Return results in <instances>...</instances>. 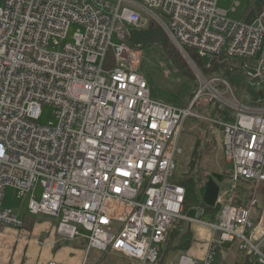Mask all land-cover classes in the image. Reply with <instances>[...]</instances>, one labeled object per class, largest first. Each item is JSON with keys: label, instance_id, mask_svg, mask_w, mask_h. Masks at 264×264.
<instances>
[{"label": "built area", "instance_id": "obj_1", "mask_svg": "<svg viewBox=\"0 0 264 264\" xmlns=\"http://www.w3.org/2000/svg\"><path fill=\"white\" fill-rule=\"evenodd\" d=\"M0 2V224L22 227L4 206L11 188L27 198L29 216L56 221L61 240L85 241L81 264H91V250L155 264L178 221L206 226L211 237L203 259L182 254L175 264H213L219 246L235 241L264 264V212L256 227L251 221L264 183V12L246 23L218 0ZM149 21L192 68L197 89L188 106L154 99L139 71L141 51L127 39ZM192 53L208 60L203 68ZM214 61L243 72L246 89L259 90L254 105L235 97L221 71L205 72ZM200 100L217 102L231 119L199 116ZM43 106L55 124L38 122ZM189 117L218 126L231 180L253 188L248 207L224 203L217 222L189 217L185 189L174 182Z\"/></svg>", "mask_w": 264, "mask_h": 264}, {"label": "rangeland", "instance_id": "obj_2", "mask_svg": "<svg viewBox=\"0 0 264 264\" xmlns=\"http://www.w3.org/2000/svg\"><path fill=\"white\" fill-rule=\"evenodd\" d=\"M245 1L246 0H218V7L227 11H232L231 7L235 5V2H238L240 6L237 8L235 7L236 12L229 13V17L235 21H244L248 12ZM1 5L2 4L0 2V6ZM151 24H153L155 28L157 27L162 32L166 39H168V43L171 45L173 51L178 55L182 63L189 70H191L192 68L188 64L187 60L179 53L166 33L156 23L153 21H149L148 23L146 22L145 26H143L140 30H146V26ZM74 29V26L69 29V37L66 42L71 41L70 36L72 35ZM135 31L136 30H131V34H134ZM131 34L130 36L132 37ZM141 47L143 48L140 49L141 59L139 71L147 81L152 93V97L156 100L178 107L188 106V103L190 102L189 95L192 91L191 83L186 78L173 74L169 70L165 57L161 54L159 49L155 48V45ZM207 62L208 60L204 59L203 63L206 64ZM220 75H223V73H220ZM226 78L231 84L235 97L238 100L242 101V103L245 105L252 106L255 104L254 101L259 98V96H255V92L259 93V90L253 88L246 89V78L241 70H235L234 76H228ZM203 103H205L204 100H200L196 103V106L193 110L196 114L202 117L210 115L216 119H220L216 117L217 112L214 115L211 114L212 110H218L219 105L217 102H211L205 105H203ZM258 105L264 107V102L259 103ZM226 111L232 115L230 110ZM38 122L43 125H48L51 123L55 124L56 116L53 112V109L49 106H43ZM207 126L208 125L205 122H202V120L193 117H189L185 121L184 128L178 142V147L181 152L176 156V162L178 166L176 176L189 177L192 175V177L197 180L198 187L200 188L206 177L213 174L222 175L223 180L219 184L221 192L218 199L220 202H218V204L222 206L224 203L237 202L240 205L248 207L250 197L253 193V188H251V186L247 183H238L231 180L229 166L225 162L222 155L220 141L221 134L218 126L215 124L210 125V129H207ZM207 131L209 133L206 135ZM197 142L199 143V148L202 150L200 155L197 151L196 154H193L194 147ZM200 149H198V151H200ZM257 198L258 204L253 206L251 209V221L254 227L259 224L264 212V183L259 186ZM26 203V197L18 199L15 197V193L11 188L6 189L4 206L13 210V212H15V214L18 215L20 219L23 217L26 219H31L26 211ZM260 227L264 228V216ZM170 231L171 233L169 234V241L166 245V250L171 248V246L178 244L179 240L191 233V224H185L184 222L177 223L170 229ZM238 245L239 243L235 241L234 243L222 245L221 249L229 251L232 249V247ZM243 255H246L245 252ZM89 256V262L92 264H141L136 260L129 259L114 252H97L95 250H91ZM220 259L221 256L219 255L218 262H220ZM232 259V256H227L224 259V263L221 262L218 264H234L232 263ZM176 261V259L170 261L168 257H163L161 261L156 264H175Z\"/></svg>", "mask_w": 264, "mask_h": 264}, {"label": "trees", "instance_id": "obj_3", "mask_svg": "<svg viewBox=\"0 0 264 264\" xmlns=\"http://www.w3.org/2000/svg\"><path fill=\"white\" fill-rule=\"evenodd\" d=\"M262 12H264V5L262 4L261 0H258L252 5H250L244 22L251 23ZM263 23H264V17H263ZM146 27H147L146 30H136L134 34H131L130 32L132 37L130 36L127 39V43L129 44L130 47L137 49L139 51H141L140 49L143 48L141 46L145 47V46L155 45L156 46L155 48L159 49L161 54L165 57L168 63L169 70L173 74L186 78L191 83L192 91L189 95L190 97L189 100H191L197 89V80L193 72L189 70L182 63L178 55L173 51L171 45L168 43V39H166V37L162 34V32L157 27L155 28L153 24L147 25ZM192 57L194 61L198 64V66L200 68H203L202 67L203 63L197 59L195 54L192 53ZM108 61L109 62L112 61L111 52L108 53ZM217 71H221V73H223V76H226V77L234 76V74L229 73V70L225 68V64H222V63L219 64L215 61L213 62L212 69L209 71H205V72L213 73ZM259 95H260L259 93L255 92V96H259ZM216 112H217V115L223 118L224 120L231 119L230 113L226 110L224 111L223 110H217V111L212 110L211 114L214 115ZM208 128L210 129V127L207 126V129ZM208 133L209 132L207 131L206 135ZM198 149L200 148H199V143L197 142L194 147L193 154H196L198 152L200 155V153H202V150L200 149V151H198ZM177 169H178V166L176 168V171ZM176 171H175L174 182L176 184L183 186L185 189L184 212L188 214L189 211L196 210L202 213L200 217L201 220L207 221V222H217L218 215L221 211V205L218 204V199H219L220 192H221V188L219 184L223 180L222 175L213 174L211 176L206 177L201 187L199 188L197 184V180L194 177H192V175H190L189 177H177ZM229 174H230V170H229ZM234 204L240 205L237 202ZM21 220H22L21 229L24 228L25 230H31L32 226L34 225L37 219L34 217H31V219L29 218L26 219L25 217H23ZM181 222H184V221H178L175 224L181 223ZM184 223L189 224L187 222H184ZM175 224H173L170 227V229ZM170 229L167 232L165 242L161 246L158 263L161 261L163 257L166 258L170 256L172 253H177V252L184 253L189 248L190 243L192 241V235L191 233H189L184 238L179 240L178 244L173 245L171 246V248L166 250V245L169 241V234L171 233ZM220 249L221 248H218L216 250L215 257H217V259H218V256L220 255L219 254ZM241 264H255V262L250 260V257L247 256V258H245Z\"/></svg>", "mask_w": 264, "mask_h": 264}, {"label": "crops", "instance_id": "obj_4", "mask_svg": "<svg viewBox=\"0 0 264 264\" xmlns=\"http://www.w3.org/2000/svg\"><path fill=\"white\" fill-rule=\"evenodd\" d=\"M256 1L258 0H246L247 10ZM261 2L264 5V0ZM239 6L240 4L235 2V5L231 7L232 11L218 8L225 11L229 17V13H235ZM34 218L37 220L31 230L0 224V264H48L50 261L62 264L82 263L86 247L83 239L62 241L55 232L56 221L54 219L42 215L34 216ZM191 235L192 241L189 248L184 253H172L168 256L170 261L177 260L182 254L197 260L204 258L209 246L211 230L203 225L191 224ZM243 253L244 251L239 250V245L232 247L229 251L220 249V262L215 257L213 264L223 263L227 256L233 257L232 263L240 264L243 262V258L249 256L246 252V255ZM250 260L254 261L251 257Z\"/></svg>", "mask_w": 264, "mask_h": 264}, {"label": "water", "instance_id": "obj_5", "mask_svg": "<svg viewBox=\"0 0 264 264\" xmlns=\"http://www.w3.org/2000/svg\"><path fill=\"white\" fill-rule=\"evenodd\" d=\"M128 28L130 29L131 27L130 26H128ZM201 212H198V211H196V210H191V211H189L188 212V216L189 217H197V218H200L201 217Z\"/></svg>", "mask_w": 264, "mask_h": 264}]
</instances>
